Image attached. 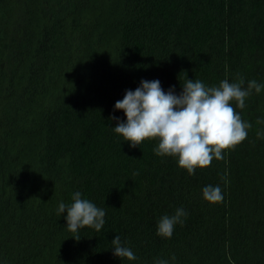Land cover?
I'll return each mask as SVG.
<instances>
[{
	"label": "trees",
	"instance_id": "16d2710c",
	"mask_svg": "<svg viewBox=\"0 0 264 264\" xmlns=\"http://www.w3.org/2000/svg\"><path fill=\"white\" fill-rule=\"evenodd\" d=\"M239 77L264 84V0H0V264H264V88L237 109L247 139L193 175L110 119L141 80L179 94ZM76 191L106 212L79 241L56 212ZM116 235L136 260L113 255Z\"/></svg>",
	"mask_w": 264,
	"mask_h": 264
},
{
	"label": "clouds",
	"instance_id": "9594fccd",
	"mask_svg": "<svg viewBox=\"0 0 264 264\" xmlns=\"http://www.w3.org/2000/svg\"><path fill=\"white\" fill-rule=\"evenodd\" d=\"M243 77L236 82L224 79L218 85L207 86L200 80L186 79L182 91L176 94L175 88L167 92L157 80H141L135 90H126L122 100L115 103L114 111H123L126 121L117 120L113 131L128 142L131 148L143 142L156 141L153 152L158 157L175 159L178 167L188 175L195 174L211 166L213 160H223L224 153L234 151L247 139L252 128L237 109H244L246 99L261 92L264 84L251 80L244 86ZM264 119L257 120V124ZM258 139H264V131H257ZM225 187L227 175L222 177ZM202 198L210 204L223 202L224 195L219 185H208L202 189ZM72 203L60 202L57 215L66 213V229L76 234L91 228L100 231L105 224L106 212L82 194H72ZM188 213L183 207L177 208L171 216H162L157 223L156 235L170 239L177 224L183 225ZM113 255L128 261L137 259L131 248L126 247L119 235L111 241ZM176 257H171L175 261ZM154 264H169L167 259H157Z\"/></svg>",
	"mask_w": 264,
	"mask_h": 264
}]
</instances>
